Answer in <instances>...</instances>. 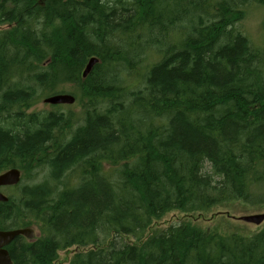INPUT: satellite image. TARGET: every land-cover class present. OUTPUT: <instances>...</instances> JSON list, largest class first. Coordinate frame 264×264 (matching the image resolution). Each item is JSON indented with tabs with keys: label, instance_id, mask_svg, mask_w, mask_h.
Listing matches in <instances>:
<instances>
[{
	"label": "trees",
	"instance_id": "1",
	"mask_svg": "<svg viewBox=\"0 0 264 264\" xmlns=\"http://www.w3.org/2000/svg\"><path fill=\"white\" fill-rule=\"evenodd\" d=\"M249 3L264 6L0 0V174L21 173L0 230L39 234L6 247L12 264H52L72 247L86 250L69 264H264V229L183 223L139 245L120 239L171 211L264 206V45L236 29ZM64 85L81 102L76 121L60 105L32 109Z\"/></svg>",
	"mask_w": 264,
	"mask_h": 264
},
{
	"label": "rangeland",
	"instance_id": "2",
	"mask_svg": "<svg viewBox=\"0 0 264 264\" xmlns=\"http://www.w3.org/2000/svg\"><path fill=\"white\" fill-rule=\"evenodd\" d=\"M201 1L204 2V0ZM183 4L186 5V2ZM194 6H196V11L193 10ZM202 8L203 5L196 1L193 5H188V8H184V10L188 18H190L198 17ZM242 11L243 13L239 16V19H242L236 24V29L243 35L249 37V40L253 45H264V6L249 3L242 9ZM0 28H4V26ZM121 77L123 78V76ZM62 89L64 92L62 94L72 95L73 93L70 91L74 92V87H71V85H64ZM49 96H42L39 98L36 105L33 106L32 109L37 111H53L54 109L52 107L54 106L43 103V99ZM72 96L76 97L74 95ZM85 102L86 100H83V103ZM61 106V110L64 112L73 113L75 121L78 119L82 109L81 102L78 99L75 98V102L72 105ZM4 195H7L6 191H4ZM262 213H264V206H250L242 203L241 201L221 203L212 207L207 212L183 214L179 211H171L166 213L161 218L154 220L147 231L139 239H134L130 236H125L120 239L127 244L139 245L150 236L158 234L169 226H175L183 223L193 226L200 231H208L221 235L237 234L243 237H251L264 229V221L259 225H254L243 222L239 218ZM34 232L35 237L39 235L37 229H34ZM108 243L109 242L106 244ZM83 250L86 249L72 247L65 251H59L57 253V259L52 264H69L75 253Z\"/></svg>",
	"mask_w": 264,
	"mask_h": 264
},
{
	"label": "water",
	"instance_id": "3",
	"mask_svg": "<svg viewBox=\"0 0 264 264\" xmlns=\"http://www.w3.org/2000/svg\"><path fill=\"white\" fill-rule=\"evenodd\" d=\"M98 62V59L92 57L86 64L82 77L86 78L92 67ZM75 102V97L69 94H56L43 99L44 104L51 106L57 105H72ZM21 179V173L18 169H9L0 174V188L16 186ZM8 198L0 192V202H7ZM241 221L259 225L264 221V213L243 216L239 218ZM17 237H23L27 240H32L35 237L33 228H19L10 230H0V264H12V260L6 247Z\"/></svg>",
	"mask_w": 264,
	"mask_h": 264
},
{
	"label": "flooded vegetation",
	"instance_id": "4",
	"mask_svg": "<svg viewBox=\"0 0 264 264\" xmlns=\"http://www.w3.org/2000/svg\"><path fill=\"white\" fill-rule=\"evenodd\" d=\"M8 187H1L0 188V192L4 194V191L7 189ZM7 250V249H6ZM8 251V250H7Z\"/></svg>",
	"mask_w": 264,
	"mask_h": 264
},
{
	"label": "bare ground",
	"instance_id": "5",
	"mask_svg": "<svg viewBox=\"0 0 264 264\" xmlns=\"http://www.w3.org/2000/svg\"><path fill=\"white\" fill-rule=\"evenodd\" d=\"M97 64V63H96Z\"/></svg>",
	"mask_w": 264,
	"mask_h": 264
}]
</instances>
